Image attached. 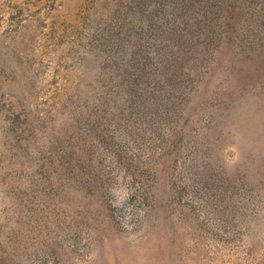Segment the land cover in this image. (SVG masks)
<instances>
[{
	"label": "rangeland",
	"instance_id": "374dc122",
	"mask_svg": "<svg viewBox=\"0 0 264 264\" xmlns=\"http://www.w3.org/2000/svg\"><path fill=\"white\" fill-rule=\"evenodd\" d=\"M0 264H264V0H0Z\"/></svg>",
	"mask_w": 264,
	"mask_h": 264
}]
</instances>
